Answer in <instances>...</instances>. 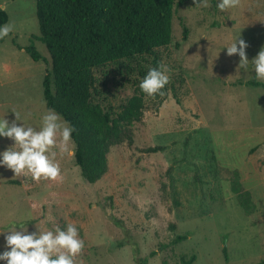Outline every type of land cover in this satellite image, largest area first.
Listing matches in <instances>:
<instances>
[{
  "label": "rangeland",
  "instance_id": "374dc122",
  "mask_svg": "<svg viewBox=\"0 0 264 264\" xmlns=\"http://www.w3.org/2000/svg\"><path fill=\"white\" fill-rule=\"evenodd\" d=\"M217 2L205 8L191 0L176 10L173 43L160 54L169 83L163 95H146L142 120L111 148L101 180L82 177L74 142L71 155H57L59 181L0 167V252L11 228L54 232L72 223L85 245L76 264H137L136 257L184 264L193 255V264H264V89L248 84L264 47V0L224 11ZM0 10L12 27L0 43V118L11 122L15 110L38 129L49 109L43 80L51 59L41 42L43 60L25 51L39 34L36 0H0ZM239 37L248 45L246 70L225 48ZM153 65L151 57L124 72L110 67L112 101L137 93L131 81ZM12 143L0 138V151ZM179 236L187 239L176 242Z\"/></svg>",
  "mask_w": 264,
  "mask_h": 264
},
{
  "label": "trees",
  "instance_id": "16d2710c",
  "mask_svg": "<svg viewBox=\"0 0 264 264\" xmlns=\"http://www.w3.org/2000/svg\"><path fill=\"white\" fill-rule=\"evenodd\" d=\"M189 1L36 0L39 34L31 36L25 51L36 62L44 59L36 42L48 51L51 69L43 80L44 100L75 129V162L88 183L103 178L111 148L124 143L131 127L144 116L146 94L139 88L140 81H131L137 93L117 105L108 89L109 68L119 66L124 72L151 57L153 67L160 65L161 49L173 43L175 12ZM8 20L7 12L0 10V25ZM187 39L185 27L183 41ZM181 45L177 42L176 49ZM140 74L142 78L146 75L144 71ZM248 84L264 89V82ZM244 198L241 203L247 208L248 198ZM185 239L187 236H179L176 242ZM195 261V255L183 259L184 264ZM136 262L148 264V258L136 257Z\"/></svg>",
  "mask_w": 264,
  "mask_h": 264
},
{
  "label": "clouds",
  "instance_id": "9594fccd",
  "mask_svg": "<svg viewBox=\"0 0 264 264\" xmlns=\"http://www.w3.org/2000/svg\"><path fill=\"white\" fill-rule=\"evenodd\" d=\"M208 7V0H197L196 6ZM239 0H218L220 11L234 8ZM11 25H0V39L9 35ZM239 45V47H238ZM246 42L240 37L226 48L227 55L240 57L239 67L247 69L249 60ZM255 79L264 80V47L252 59ZM169 83V69L164 65L150 67L140 80L139 88L147 96L163 95L162 89ZM11 122L0 118V138H8L13 143L0 151V167L10 169L15 176L30 174L34 180L41 178L59 181L62 179L57 155H71L69 145L73 142L75 129L54 109H48L41 118L39 128L26 125L18 112ZM11 228L7 231L5 250L0 252V262L4 264H76V257L84 248V240L77 227L69 223L64 229L28 233L27 230Z\"/></svg>",
  "mask_w": 264,
  "mask_h": 264
},
{
  "label": "crops",
  "instance_id": "0c3cea01",
  "mask_svg": "<svg viewBox=\"0 0 264 264\" xmlns=\"http://www.w3.org/2000/svg\"><path fill=\"white\" fill-rule=\"evenodd\" d=\"M9 21V20H8Z\"/></svg>",
  "mask_w": 264,
  "mask_h": 264
}]
</instances>
